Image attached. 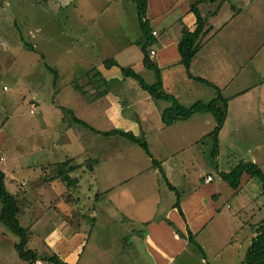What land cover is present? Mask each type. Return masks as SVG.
Segmentation results:
<instances>
[{"label":"crops","instance_id":"0c3cea01","mask_svg":"<svg viewBox=\"0 0 264 264\" xmlns=\"http://www.w3.org/2000/svg\"><path fill=\"white\" fill-rule=\"evenodd\" d=\"M146 1L149 49L154 50L149 58L160 68L164 91L185 107L213 100L217 88L227 100L215 150L214 138L208 135L216 125L211 112H194L187 119L165 124L161 114L170 102L153 99L122 76L119 66L133 69L143 79L142 74L148 75V84L157 79L143 63L140 45L144 33L132 0H0V170L7 190L21 194L17 218L29 230L26 246L37 254L55 253L67 263L97 264L93 256L82 260L84 249L96 228L111 222L112 233L117 223L126 227L124 239L130 243L131 264H192L197 255L200 264H207L206 255L190 251L191 243L175 233L165 221L169 219L184 233L187 228L195 233V240L206 232L211 239L219 228L225 235L212 241L216 253H223L221 244H231L237 252L243 251L241 261L264 216V190L260 179L250 172L244 171L234 185L223 175L238 164H250L264 176V0ZM198 17L203 23L202 33L190 62V77L181 63L178 41L184 27H197ZM56 51L63 53L54 56ZM106 59L119 66L105 67ZM20 62H27L26 68ZM61 62L74 68L77 63H98L82 72H67ZM37 65L40 70L33 79L30 73ZM48 66L58 72L57 79ZM90 69L93 83L88 87L79 78ZM64 74L72 77L77 88L73 92L66 89L61 104L54 103L58 91L70 82L69 78L64 80ZM99 76L105 83L98 82ZM115 79L124 88L131 87L132 96L116 93L113 88L110 91L108 80ZM86 91L99 95L87 104L79 94ZM73 95L76 102L70 98ZM101 101L104 106H100ZM31 102L36 105L34 112H30ZM83 103L93 106L85 112L78 109L91 118L89 121L76 114L77 106ZM56 104L70 107L76 117L86 121V132L80 123H63ZM38 109L40 117H33ZM93 119L97 121L91 122ZM90 127L101 131L120 128L135 134L142 131L152 157L179 192L184 218L173 208L175 194L150 156H144L136 144L117 141L116 135L95 133ZM52 129L58 131V139H46ZM88 137L94 141L89 152L99 158L98 164L93 176H79L77 185L67 191L55 173V164L79 159L75 144L83 150L81 140L86 138L88 143ZM103 140H113V145ZM187 147L194 149L199 160L190 157L188 162L180 156ZM134 159L149 160L152 182L157 184L159 179L164 191L174 194L164 207L160 205L165 192L157 191V187L149 192L142 183L146 170L137 167ZM120 164H128V173L117 172ZM46 168L48 172H43ZM213 174L218 182L211 184ZM206 176L211 180L206 181ZM83 182L90 184L89 193L95 191L93 205L58 198L64 192H79ZM203 184L210 186L206 190ZM232 208L233 213L224 211ZM104 211L106 218L97 225ZM18 240L0 223V264H37L18 256L14 248ZM39 247L45 249L38 252Z\"/></svg>","mask_w":264,"mask_h":264},{"label":"trees","instance_id":"16d2710c","mask_svg":"<svg viewBox=\"0 0 264 264\" xmlns=\"http://www.w3.org/2000/svg\"><path fill=\"white\" fill-rule=\"evenodd\" d=\"M135 4L136 12L140 21L141 29L144 33L143 40L140 45L142 53H143V63L148 68L152 69L157 77L156 81L152 84H148L144 81L142 76L135 72L133 69L125 66H119L117 62L114 60H105L104 66L105 67H111L112 65H118L120 67L122 76L124 78H133L140 88L147 92L153 99H165L170 102V106L162 111V119L165 124H171L177 119H187L189 118L192 113L194 112H211L216 120V125L214 129L208 134L211 135L214 138V150L217 146V133L220 129V126L225 118L226 109H227V100L221 96L220 90L217 88L216 97L207 102H196L195 104L191 105L190 107H185L181 105L177 99L168 93H166L162 86V79H161V72L160 68L156 65V63L149 58V53L153 49H149V46L151 44V36L148 37V26L146 23V7H147V1L146 0H132ZM198 25L194 30H189L188 28L184 27L182 30V35L178 41V52L181 56V63L186 69L187 75L192 77L189 73V66L192 57L194 56L195 52L197 51L199 47V38L201 36L200 33H202V21L198 17ZM155 35V34H154ZM147 37V38H146ZM49 69H51L54 72L55 78H58V72L48 66ZM92 69L87 71V75L90 74ZM55 79V80H56ZM199 81L207 83L205 80L201 78H196ZM98 81V80H97ZM105 79L101 78L99 76V83L103 82L105 83ZM95 82V81H94ZM95 89L97 88V85L94 83ZM96 95H99L98 92H94L93 95H89V101H91L90 98H95ZM88 98V97H87ZM59 110L64 112V116L62 117V121L67 126H72L75 123L79 124L86 128L88 127V123L78 117L73 113V110L71 108L58 105ZM95 133L103 134V135H116L118 137H121L127 141L129 144H136L138 145L148 156L151 157V163L153 166L158 167L161 171V175L167 185V187L172 190L175 194V202L173 204V208H176L178 213L182 218H184L182 208L180 206V197L178 190L167 180V177L162 172V169L159 167V162L152 157L151 152L149 150L148 143L145 139V135L142 131L135 134L132 131H125L120 128H114L111 130L101 131L97 130L95 128L90 127ZM97 157V156H96ZM75 160H65L63 162L58 163V173L57 177L65 184V187L67 188V191L75 187L79 181V177L75 175L74 173L78 171L80 167H84V171H87L88 173L93 176L94 174V168L98 164L99 158H92L91 157H84L82 163H76ZM250 172L253 175L257 176L260 181L262 182V188L264 190V176L262 172L255 168V166H251L250 164H238L233 168L230 172L224 173L223 179L225 181H228L231 184H235L241 174L244 172ZM73 193L64 192L61 196L58 198L62 199L64 198L66 201L71 202V200H68V198L71 197ZM21 200V194L20 193H11L7 190L5 183H4V174L0 170V223L4 224L7 229L15 234L19 240L14 244V248L18 254V256L28 263L36 262L37 260L41 261V264H72L67 263L63 260H61L55 253H42L37 254L34 250L27 248L26 243L28 240L29 230L26 227H23L18 218L17 214L20 211L19 202ZM75 200V199H73ZM90 220V219H88ZM165 221L171 225L175 233L181 237L187 240L188 243L194 244L196 247H198V250L205 255L204 250L202 246L195 240L196 234L192 233L190 229H186V234L182 233L169 219H165ZM86 223H89V221H85ZM256 236L253 237L252 243L247 248L243 259L239 262V264H264V216L259 221L255 228ZM77 264V263H73ZM207 264H214L211 262H207Z\"/></svg>","mask_w":264,"mask_h":264},{"label":"rangeland","instance_id":"374dc122","mask_svg":"<svg viewBox=\"0 0 264 264\" xmlns=\"http://www.w3.org/2000/svg\"><path fill=\"white\" fill-rule=\"evenodd\" d=\"M47 53H50V52H47ZM52 53L54 54V56H56L55 54L60 55L63 52L56 51V52H52ZM53 57L47 56V58H53ZM47 63L49 65H54L55 63H57L58 65H60L59 62H47ZM61 63L63 64L64 70L67 71V72H75L76 69L79 72H82V71H84L88 67H91V66H95L96 67V65H97L98 62H85V66L84 65H80L79 63H77V64H75V67L76 68H74L71 65V63H67V62H61ZM20 64H21V66L23 65V67L25 65V68L27 66V62H20ZM72 64H74V63H72ZM89 65H91V66H89ZM38 67H39L38 65L35 67L34 73H30V75L32 76L33 79L36 76V70H38V71L40 70ZM151 71H150V73L153 72V71L152 72ZM62 73H64V72H62ZM73 75H74V73H73ZM90 75H91V73L88 74V75L82 76L81 78H79L80 79L79 82L80 83H83V85H85V86L88 85L89 83H93V82H91V80H89V78L90 79L92 78V76H90ZM142 75L144 77L145 82L147 83V79H149L148 75H145V74H142ZM74 76H73V78H74ZM27 77L29 78V76H27ZM63 77H64V80L69 78L70 82H68V85L66 86L65 89H62L61 91H58V93H57L58 95L56 97H54L55 98L54 103H60V102H62V96H63L64 92L66 91V89L69 90V92H73V89H75V87H76L75 86V82L73 83L72 80H71L72 77L67 76L65 74H64ZM95 79L98 80L97 77H95ZM126 80L130 81L131 84H135L139 88L138 83L133 78H129L128 77V78H126ZM25 83H28V82L26 81ZM80 83H78V84L80 85ZM108 83H109L108 88H109L110 91L113 88L114 90L117 91L116 93H120L121 95H124V96H128V94L130 96H132L131 89H130L131 87L125 86V88H124L123 84L120 83L118 81V79H115V81L108 80ZM108 83H106V84H108ZM83 85H80V86L82 87ZM89 85H88V87H90ZM21 88H22V86H21ZM26 91H27V89L25 88V92ZM69 92H67L68 95L71 94ZM79 94L82 96V99L83 100L87 99V104H89V102H91V101H88L89 100V97H90L89 95H93L94 94V91L93 92H91V91H88L87 92L86 91V92H83V94L82 93H79ZM50 97L51 96H49V99H50ZM74 97L75 96L73 95V97H70V98H72V101L73 102H76L77 100L76 99H73ZM90 99L92 100L93 98H90ZM83 104L84 105L77 106V108L75 110L76 111V114L79 117H82L83 119H86V120L89 121V119H91V118H89L85 114H82L81 112H85L88 109L91 110V108H93V106L86 107L85 103H83ZM30 105L32 107V109L30 108V112H34V109L36 107L35 103L34 102H31ZM104 105H105V103H103L101 101L100 102V106H104ZM56 106H57V104H56ZM80 107H83L84 110L82 108H80ZM124 107H126V106L124 105ZM78 109L81 112H79ZM39 111L40 110L38 109L36 111L35 115L34 116L32 115V116L33 117H37V116L40 117L41 113ZM59 113H60V118L62 119V117L64 116V112L60 110ZM57 114H58V112H57ZM88 115H91V114L89 113ZM100 120H102V119H100ZM96 121H97L96 119H93L91 122H96ZM82 130H84V132H86L85 128H82ZM103 137H104L103 135H100L99 136V139L102 140ZM58 138H59V134H58V131L55 130V129H52L51 135L49 137L46 136V139H53V140H55V139H58ZM85 139H83V141L81 140V143L83 144V150L82 149H79L80 147L78 145L76 146V144H75V147H74L75 148L74 153L75 152H78L76 154V156H77V158H79V159L75 160L74 162H76L78 164L79 163H82L84 157H86V156L91 157V158L93 156V158H97L94 153L91 154V152H89V150H90V144L93 143L94 141L90 137H88V140L87 141L90 140L88 142L89 143L88 144V143H85V141H86ZM111 139H113V138H111ZM116 139H117V141H121V142H126L127 143V141L125 139H124L125 140L124 141L123 138H121V137L116 136ZM103 141H106V142L111 141V144L113 145V140H103ZM181 143L183 144V142H181ZM191 145H193V144H191ZM25 146H27V144H25ZM138 149L141 151V153L144 154V156H147L145 154V152L141 148H138ZM50 150H52V149H50ZM203 150L204 151H207V147H204ZM79 151H81V152H79ZM180 156L185 157L188 160V162L190 160V157H192V159L195 162H196L195 158L197 160H199V157H194L195 156V153H194V149L192 147L185 148L183 150V152L181 153ZM134 160H135V163H136L137 167H139L140 169L142 168V170H144V171L146 170L145 173H144V177H143L144 178V181L142 183H145V185L149 188L148 189L149 192H151L152 191L151 188H154V187H157V191L158 190H161L162 192H165L164 195L161 194V197H162V200H163L162 201L163 204L160 205V208L164 207V203L167 200H172L173 197H174V194L173 193L170 194L168 191H164V189H163L164 188L163 187L164 185H161V181L159 179L157 180V184L155 182L154 183L152 182L154 180V177H151L152 169L149 168V166H150L149 165L150 164V161L149 160L148 161L147 160H144V159H140V160L134 159ZM63 161H65V160H62L60 162H63ZM55 165H56L55 173L57 174V165H58V163H56ZM124 166H126V167H124ZM116 167H117V172L120 171V172H126V173H128L126 171L127 170V167H128V164H120V165H117ZM81 168H84V167H80L78 169V171H77V174H79L78 177L81 176V175H84L85 173H88L87 171H82ZM43 172H48V169L46 168ZM50 172H52V171H50ZM213 175H214L215 179H214V181L211 184H214V183L218 182L217 175H215V174H213ZM119 177H123V174H120ZM206 178H207V176L205 177V179ZM172 179L176 181V178H172ZM89 185L90 184L88 182H83L82 189L79 192H76L75 194L73 193V195H71V197L68 198V200L76 199V201L77 200L78 201L77 202L75 201V203L81 204L82 202H84V205L85 206H88V205L91 206V205H93V203H96L95 196H94L95 191H93V193L92 192L89 193L87 191V187ZM209 186L210 185L207 186V184H203L202 185V187L206 188V190H207V188H209ZM263 199H264V197H263ZM224 211L227 212V213H230V212L233 213L234 209L233 208L232 209H224ZM87 212L90 213L89 211H87ZM121 213L118 212V214L122 217L123 215ZM106 215H107L106 214V211H104L103 213L101 212L99 214V216L97 218V220H98L97 221V225L100 224L98 222H103L102 220H104L106 218ZM45 224L47 225L46 222H45ZM104 224L105 223H102L101 226H98L96 228L97 230L89 238V242L87 243V245H86V247L84 249V252H83L84 255H85V257H82V260L84 261L89 256H93V258H94V260H96L97 264H110V263L111 264L112 263H116V264H121V263H123V264H131L129 262V260H130V258H129V256H130V253H129L130 243L127 242L124 239V236L126 235L125 234L126 227L124 225H120L119 223H117L115 225V232L112 233V230H111V227H110L111 226V222H110V225H107V224L104 225ZM108 227H110V229ZM87 229H88V227H86V230L85 231H87ZM217 229H218L219 233L215 234L211 239L207 236V232L204 233V234L201 233L200 235H197V239L196 240H197L198 243H200L203 246L204 251L206 253L205 254L206 255V259L208 258L209 262H212L214 264H239V262H240V258L239 257H240V255H241V253L243 251L237 252L236 248H234L233 245H231V244H229V245L227 244L225 247H224V244H221L222 247H223V253H222L223 255L216 253V251H217V247L215 245L216 243H214L212 241L214 239L219 238L220 235H225V232H220L219 228H217ZM181 232L184 233L183 231H181ZM184 234H186V232ZM165 238L167 240V237H165ZM223 238L224 239H228L229 237L227 238V237L223 236ZM168 243H169V248L172 247L171 242L168 241ZM245 246H246V244H245ZM188 248L190 249V251L196 252V254L199 253L198 247H196V246H194L192 244ZM39 249L40 250H38V252H41L45 248L39 247ZM200 258L201 257H199V255H197V257L194 258V260L192 261V264H200V261H199Z\"/></svg>","mask_w":264,"mask_h":264},{"label":"built area","instance_id":"2783aa9c","mask_svg":"<svg viewBox=\"0 0 264 264\" xmlns=\"http://www.w3.org/2000/svg\"><path fill=\"white\" fill-rule=\"evenodd\" d=\"M153 34H156V32L154 31ZM150 54H151V55L154 54V50H151V51H150ZM1 159H2V157H0V160H1ZM207 180H211V176H207L206 181H207ZM36 263H37V264H41V261H40V260H37Z\"/></svg>","mask_w":264,"mask_h":264}]
</instances>
